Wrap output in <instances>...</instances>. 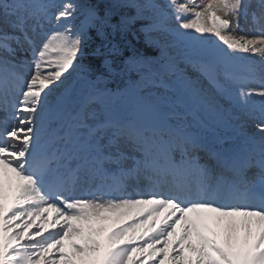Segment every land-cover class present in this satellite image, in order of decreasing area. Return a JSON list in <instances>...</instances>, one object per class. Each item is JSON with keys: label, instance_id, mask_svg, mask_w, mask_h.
I'll list each match as a JSON object with an SVG mask.
<instances>
[{"label": "snow or ice", "instance_id": "snow-or-ice-1", "mask_svg": "<svg viewBox=\"0 0 264 264\" xmlns=\"http://www.w3.org/2000/svg\"><path fill=\"white\" fill-rule=\"evenodd\" d=\"M116 79L130 116L101 108ZM236 112L257 129L239 149L198 130ZM0 113V264H264V0H0Z\"/></svg>", "mask_w": 264, "mask_h": 264}, {"label": "rangeland", "instance_id": "rangeland-1", "mask_svg": "<svg viewBox=\"0 0 264 264\" xmlns=\"http://www.w3.org/2000/svg\"><path fill=\"white\" fill-rule=\"evenodd\" d=\"M160 2L163 3V2H165V0H160ZM206 22L210 23V21H206ZM240 24H241V28L237 29L238 34H241V35L247 34V35H249V37L255 36L256 33L254 31H252V24H251L250 18L247 21L244 18H241ZM173 26H175V24H173ZM241 29H243V31H241ZM190 31H192L193 35H197V36L201 35V34L195 33L194 30H190ZM154 35H157V34H154ZM204 35H207L209 37L210 46H215L217 44H220L222 46V42H219L218 39L213 34H204ZM239 55L245 56L248 54L240 53ZM253 59L258 60L259 57L253 56ZM55 70H57L55 65H52L51 67H49L48 65H45V73L46 74H47V72L55 71ZM69 73H71V75H69ZM65 77H67V79H65L64 85H62L61 89L58 91L61 93L67 92L68 93V96H67L68 104L70 105V107H75L89 93L90 86L87 83V80L85 79V75L79 74L77 71V68H75V70H73L72 68L68 69L67 72L63 73L62 79H64ZM119 83H123V81L119 80ZM205 83H207V81H205ZM125 85H127V84L125 83ZM50 87H52V86L50 85ZM55 94H57V93H54V95ZM134 94H135V92L133 90L128 88V86H125L124 93L122 95H120L119 98L117 96L116 97H106L101 104V108H102V110L105 111L106 114H110L112 112L111 108L117 107V111H118V113H120L122 110H124V107L125 108L127 107V106H125V103H124L125 100H123V99L129 97L130 95L133 96ZM136 103H137V101L135 98V100L132 102V106H131L132 110H131L130 114H133V112L135 110ZM235 115L238 116L239 119L232 120L230 122L229 126L214 124L213 120H212L214 118L213 116H209L207 118V122L212 124L215 130H225V131L231 132V129H232V132L234 133L236 126L233 124L235 123V121H238V120L240 121L241 118H245L239 112H236ZM203 129H205V128H199L198 130L201 131L203 134H205ZM206 129L210 130L209 128H206ZM245 134H248V132L240 133V135H245ZM239 139H240V137L238 135V137H236L233 140H229L228 142H236ZM217 141L219 142L218 139H217ZM137 211L138 210L133 211L134 213L132 212V213H130V215H135V213ZM145 228H143L142 230H141V228H139V231L137 230V235H141L144 232ZM31 232H35V231H31ZM31 232H30V234H31ZM78 238L79 237H76L77 240H79ZM170 239H176V236H173ZM141 243H142L141 241H137V244H141ZM157 247H159V245ZM169 252H170V255L174 254L171 252V246L169 247ZM134 254L135 253H133V257H134ZM49 255H52V253H49ZM55 255L58 256V253ZM136 260H137L136 264H138V263L140 264V261H144V264H154V261L152 259L151 260L145 259V257L141 254L139 255V258ZM41 264H43V261H41ZM164 264H169L167 259H165Z\"/></svg>", "mask_w": 264, "mask_h": 264}, {"label": "bare ground", "instance_id": "bare-ground-1", "mask_svg": "<svg viewBox=\"0 0 264 264\" xmlns=\"http://www.w3.org/2000/svg\"><path fill=\"white\" fill-rule=\"evenodd\" d=\"M233 125H235L236 127L238 126L239 128H240V132H248V134H251V133H255L256 131H257V129L255 128V124H254V122L253 121H251V120H247L246 118H241V120L239 121H235V123L233 124ZM240 125V126H239ZM237 135V134H236ZM238 136V135H237ZM136 209H134V210H131V213L133 212V211H135ZM134 213V212H133ZM166 214V213H165ZM190 215H192V214H190ZM133 216V215H132ZM45 218H47V219H52V220H54V219H56V215H55V213H44L43 215H41V216H38V217H36L35 218V226L33 227V229L34 230H38V227L37 226H39L41 223H42V221L45 219ZM160 219H163V215L160 217ZM17 223H19V221H17ZM61 223H62V221H61ZM51 231H54V229H52L51 227H48V226H45L44 225V232H43V235H48L49 234V232H51ZM177 231H178V233H179V231H180V226H177ZM37 239H39V237L37 238ZM139 253H135V255H134V257H133V260H135L136 261V263H137V260L136 259H138L139 258ZM140 260V259H139ZM151 260V259H150ZM139 264V263H138Z\"/></svg>", "mask_w": 264, "mask_h": 264}, {"label": "trees", "instance_id": "trees-1", "mask_svg": "<svg viewBox=\"0 0 264 264\" xmlns=\"http://www.w3.org/2000/svg\"><path fill=\"white\" fill-rule=\"evenodd\" d=\"M142 23H144V21H138L136 23L135 27L138 28L140 26V24H142ZM137 36H138V39H137L136 43L138 44V46L142 50H144V49H155L156 45L152 41L146 39V37H145V35L143 33H137ZM88 51L90 52L91 48H89ZM88 62H89V59L87 57L83 61H76V63H81V64H84V65H87ZM80 69L82 71H84L83 68H80ZM116 80L109 81L108 84H107V87L108 88H114V86L118 84V81H116Z\"/></svg>", "mask_w": 264, "mask_h": 264}]
</instances>
